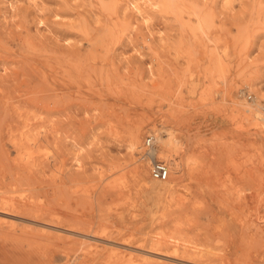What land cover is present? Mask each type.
<instances>
[{"label":"rangeland","instance_id":"374dc122","mask_svg":"<svg viewBox=\"0 0 264 264\" xmlns=\"http://www.w3.org/2000/svg\"><path fill=\"white\" fill-rule=\"evenodd\" d=\"M242 103L264 112V0H0V264H264ZM167 126L189 165L156 205L134 169Z\"/></svg>","mask_w":264,"mask_h":264},{"label":"bare ground","instance_id":"6f19581e","mask_svg":"<svg viewBox=\"0 0 264 264\" xmlns=\"http://www.w3.org/2000/svg\"><path fill=\"white\" fill-rule=\"evenodd\" d=\"M149 4L151 7L157 6L156 2L155 3H149ZM220 42H222V41H220ZM238 111L246 114L249 118L252 117V118H255L256 120H260L264 123V112L263 111L259 112V110L251 109V106L248 104L242 103L241 106H238ZM164 132L165 133L163 135H161L159 133L160 136L158 135V137L154 133H151L156 138L157 147L152 151L151 154H145L144 153V156L149 159L150 165H151V160H153V158L167 162V164L169 165V170H170L169 171V177L164 181L153 179L150 175V167H149V171H148V166L146 164L147 161L145 163H142L141 165L136 166L134 169V179L139 181L140 185H142L146 189L150 190V194L152 193L151 195L153 197V204H156V205L162 204L165 199H170L173 197V195L178 190V188H177L178 183L176 182V180L179 179L178 174H180L182 171H184L183 169H184L185 165H189V163L181 162V160H179L177 157H175V155L178 153V151L183 148L182 146L184 144L182 139H180L176 135L175 129L173 127L167 126L165 128ZM158 141H159V143H158ZM139 147H140V145H139V134L135 133V134H133L132 140L129 143V148L134 152ZM183 159H184V156H183ZM173 174H177V177L173 178ZM149 179H152V180H149ZM110 244L114 245L112 243H110ZM121 244H123V243L121 242ZM110 247H112V246H110ZM123 247H125V246H123ZM198 249H200V248L198 247ZM131 253L132 252H130V255H131ZM198 253H200V252H198Z\"/></svg>","mask_w":264,"mask_h":264},{"label":"built area","instance_id":"2783aa9c","mask_svg":"<svg viewBox=\"0 0 264 264\" xmlns=\"http://www.w3.org/2000/svg\"><path fill=\"white\" fill-rule=\"evenodd\" d=\"M249 99L252 98L248 95ZM157 147L156 138L154 135L149 134L144 139L145 154H151ZM169 165L163 160L153 158L150 165V175L153 179L164 181L169 177Z\"/></svg>","mask_w":264,"mask_h":264}]
</instances>
